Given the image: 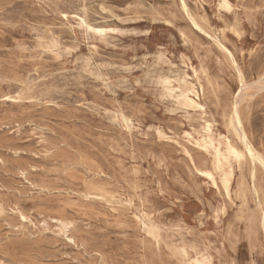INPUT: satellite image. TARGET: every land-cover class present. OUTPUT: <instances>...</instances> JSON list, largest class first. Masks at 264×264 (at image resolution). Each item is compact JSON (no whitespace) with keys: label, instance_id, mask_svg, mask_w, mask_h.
Listing matches in <instances>:
<instances>
[{"label":"rangeland","instance_id":"rangeland-1","mask_svg":"<svg viewBox=\"0 0 264 264\" xmlns=\"http://www.w3.org/2000/svg\"><path fill=\"white\" fill-rule=\"evenodd\" d=\"M184 1L200 30L181 0H0L2 264H264L262 170L256 195L250 163L234 164L230 200L198 171L213 158L197 144L205 121L237 141L240 71L264 154V0ZM192 67L205 112L166 90L197 84Z\"/></svg>","mask_w":264,"mask_h":264},{"label":"bare ground","instance_id":"bare-ground-1","mask_svg":"<svg viewBox=\"0 0 264 264\" xmlns=\"http://www.w3.org/2000/svg\"><path fill=\"white\" fill-rule=\"evenodd\" d=\"M181 2H182V9L184 8L183 10L186 11V14H187V16H189L192 24L195 26V28H198L200 30L201 27L197 23L196 19L190 14L189 9H188L185 1L181 0ZM225 5H227V6H225ZM219 8L222 10L231 11L232 10V4H231L230 0H219ZM149 12H150V10H149ZM86 29H89V30L91 29L93 32L100 34V35H102L106 32L105 29H103V28H93L87 24H86ZM202 31L203 30L201 29V33H202ZM205 34H207V33H205ZM216 44H218V46L220 47L219 50H222L221 52H225L229 56V58L232 60L233 64L238 69V65L236 63L234 54L225 45L221 44V42L216 40ZM192 71H193V78L195 79L197 84H193V83L188 82L187 80H183L181 83H179L178 86H173L172 85L173 82L166 81V84L168 85L166 87V90L168 91V93L171 96H173L177 100V102L181 106H183L187 109H193V110H197L200 112H205L206 111V104H205L206 88H205L204 84L201 82L200 72L197 69H195L194 67H192ZM238 71H239V69H238ZM238 74L240 77L241 88H240L239 92L237 93V96L235 97L236 101H235V103H234V105L230 111V115H229V129H230V132L233 134V136L237 139V141L233 142L228 137H223L222 140H216L214 138V134L212 131L213 124L210 121H205V124L203 127V134L201 136V139L197 141L198 146L200 148L204 149L213 158L211 167L203 166L201 168H198V171L202 174L203 177H205L210 182H212V184L216 188L220 189V186H221L226 197L230 200L232 199V194H233V184H234L233 182L235 181V178H236L235 169L233 166L234 164L241 166V164L246 162V161H248L250 163L251 169L249 172V178H250V181L252 184V186H250V189L256 195H259V191H258V188L256 186L258 169L262 170L263 178H264V154L261 153L253 145L252 141L250 140V138L248 136L245 125H244V120H243L242 112H241V108H240V101L243 98L242 97L243 92L247 89V85H246V82L244 80L243 74L240 71ZM263 82H264V79H263ZM249 86H251V85H249ZM252 87L251 88L248 87L249 89L246 91H249L250 89H252ZM244 93H246V92H244ZM257 94L258 93H256V95ZM250 95L251 94H249L248 97ZM249 153H251V154H249ZM257 200H258V198H257ZM115 203L116 202H114V204ZM261 207H262V210H261V215L259 217V224H260L261 230L263 231V244H264V206L261 205ZM22 217L24 220H27V218L25 216L22 215ZM57 221L61 225L63 232L67 233L70 229V223L65 222L63 220H57ZM140 223L146 228V230L149 233H151L153 238L159 242L160 236H159L158 232L157 231L153 232L154 229L151 228L145 222V220L140 219ZM192 262H193V264H214L212 257L206 256V255L197 256V258L193 259Z\"/></svg>","mask_w":264,"mask_h":264},{"label":"snow or ice","instance_id":"snow-or-ice-1","mask_svg":"<svg viewBox=\"0 0 264 264\" xmlns=\"http://www.w3.org/2000/svg\"><path fill=\"white\" fill-rule=\"evenodd\" d=\"M225 6H227V5H225ZM90 31H91V29H90ZM249 154H251V153H249ZM22 219H23V217H22ZM0 264H2V262H0Z\"/></svg>","mask_w":264,"mask_h":264}]
</instances>
